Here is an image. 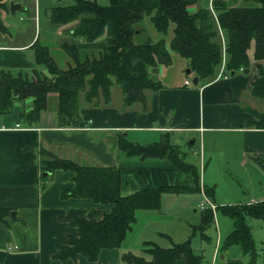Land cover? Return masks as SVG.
I'll use <instances>...</instances> for the list:
<instances>
[{"label":"crops","instance_id":"1","mask_svg":"<svg viewBox=\"0 0 264 264\" xmlns=\"http://www.w3.org/2000/svg\"><path fill=\"white\" fill-rule=\"evenodd\" d=\"M12 1L20 5L15 12L9 9ZM0 2L3 3L0 9L3 24L0 29V70L13 75L20 72L29 75L38 67L31 44L40 37L55 42L59 29L45 24V8H36L32 0ZM20 9L27 12L26 17H23L26 14L16 17ZM253 52L252 41L246 72L241 70L206 81L198 79L196 84L191 81L193 72H185L187 60L170 52L169 63L158 62L148 68L161 83L158 89L145 90L142 101L129 104L123 102L122 92L115 96L112 89L108 102L100 98L97 104H87L81 100L80 121L74 127L58 126L55 93L48 95L46 107L40 111L38 120L32 122L20 118L29 100L13 99L10 110L0 114V264H100L102 261L128 264L121 257L122 253L144 255L143 241L160 246L178 242L168 231H155L152 226L176 218L174 210L163 208L164 200L175 195L171 193L164 198L161 196L159 209H137L135 221L121 245L100 249L96 260L89 261L80 253L66 260L56 257L68 247L67 236L77 235V228L63 216L73 213L98 220L111 205L95 202L89 197L63 196L62 190L72 186L73 172L56 168L44 174L39 163L42 148L57 158L79 164L118 166L120 191L128 193L146 185L174 184L182 175L163 158L127 155L116 145L120 133L140 144L158 141L165 134L179 147L192 138L191 144L197 143L203 148L207 164L213 165L212 171H217L221 165L224 168V161L227 167L231 166L241 174L256 173L264 182V167L252 159L264 156V127L254 123L253 112L264 114V98L254 96L250 90L257 77L256 64L264 65V59H254ZM15 123L22 128H14ZM209 183L210 186L203 184L207 188L216 185L213 178ZM184 194L190 193L176 195ZM189 198L193 200V196ZM206 198L210 203L223 205ZM260 200H264V192L245 203ZM215 215L214 212V221ZM229 231L221 234L216 228L208 264L249 263L248 255H244L236 244L220 249L222 238ZM158 236L166 237L169 244L162 243ZM191 246L194 249L192 243ZM256 249L258 252L257 246ZM259 257L258 252L256 262L251 264H257ZM184 263V256L176 260V264Z\"/></svg>","mask_w":264,"mask_h":264},{"label":"trees","instance_id":"2","mask_svg":"<svg viewBox=\"0 0 264 264\" xmlns=\"http://www.w3.org/2000/svg\"><path fill=\"white\" fill-rule=\"evenodd\" d=\"M196 1L108 0L101 5L95 0H73L71 4L45 8L50 25L61 27L55 42L36 38L31 44L36 65L43 66L46 72L35 67L29 75L21 72L13 75L1 69L0 114L10 110L13 99L29 100L20 118L36 121L46 107L48 95L55 93L58 126L74 127L80 121L81 100L87 104H97L100 98L108 102L114 84L120 88L125 104L142 101L145 90L158 89L161 83L148 68L158 62L169 63L170 52L184 57L187 68L205 81L217 77L222 51L226 75L249 67L248 49L252 40L253 58L264 59V0H243L245 4L234 5L227 0H214L216 19L200 3L190 9ZM67 24L71 25L66 29ZM147 25H151L152 34H147ZM0 29H3L1 14ZM142 33L145 36L140 40L138 36ZM56 51L63 53L62 65L55 59ZM256 69L257 77L250 90L254 96L264 98V65L257 63ZM253 112L254 123L264 127V114ZM116 145L129 156L163 158L182 176L174 184L146 185L121 193L118 166L79 164L57 158L42 148L39 163L43 172L50 173L56 168L73 172L72 186L62 190L63 196L89 197L111 205L98 220L73 213L63 216L77 228V235L67 236L68 247L56 254L61 260L80 253L94 261L100 249L119 247L135 221L136 210L159 209L163 193L199 192L202 186L209 197L213 196L212 188L201 183L198 168L185 160L184 152L165 134L158 141L140 144L120 133ZM252 159L264 167V156ZM214 210L232 220V229L222 238L220 249L236 244L248 255L249 264L254 262L258 252L248 218L264 219V200L216 205ZM213 218L212 209L205 207L200 223L192 227L203 230ZM142 250L150 257L130 252L122 253L121 257L135 264H176L184 256V264H203V256L192 248L190 237L172 241L169 246L143 241Z\"/></svg>","mask_w":264,"mask_h":264},{"label":"rangeland","instance_id":"3","mask_svg":"<svg viewBox=\"0 0 264 264\" xmlns=\"http://www.w3.org/2000/svg\"><path fill=\"white\" fill-rule=\"evenodd\" d=\"M72 1L73 0H32V4H35L36 8L43 10V8H48L54 5L71 4ZM95 1L101 5H106L108 3V0H95ZM213 1L214 0H197L194 6L191 5L190 9L197 8L198 4L200 3V5L203 7L207 6L210 12L212 13L213 17L216 19V12L212 4ZM227 2L232 5L245 4L243 0H227ZM20 15L26 17L27 12H25L24 9L17 10L16 17L18 18ZM44 22L46 25H50L47 17L44 18ZM35 25L37 27V23H35ZM70 25L71 24H67L64 26L67 29V26ZM60 28L57 29L61 31ZM147 28H148L147 34H152L151 25H147ZM144 36L145 34L142 33L139 34L138 38L142 40L144 39ZM220 38L222 42L223 37L221 33H220ZM39 39L49 43L53 42V41L45 40L41 37ZM55 55H56L55 59L59 60V61L57 60V62L60 65H62L61 56L63 55V53L56 51ZM224 65H225V55L224 52L222 51L219 70L220 67L221 66L224 67ZM38 67L42 69L43 72H46L43 66L38 65ZM222 76H224V74H222ZM112 91L114 92L115 96L121 94L120 88L118 87L117 84H114L112 86ZM191 140L192 138L186 140V142L182 146H180V149L184 152L185 160L196 166V168H198L202 184L204 183L206 186H208L210 184L209 183L210 178L215 179L216 185L215 186L212 185L213 196L209 197L205 191V188L202 187L201 185H200L201 187H199V193L201 195L198 192H190V194H184V196L176 195V194L169 195L172 197L164 200L163 208L166 211L174 210L176 214V218L172 221L156 222L152 226L154 227L153 230L155 229V231H168L167 233H169L172 239L176 241L177 240L181 241L190 237L194 250L203 256L202 263L208 264L210 260L209 259L210 253H212V249L214 247L216 228L218 229V231H220L221 234L226 233L232 228V220L228 215H225L218 210L215 211L214 209L216 205L212 203L214 205L212 211L215 212L216 214L215 215L216 221L213 220L214 222L211 221L208 225L205 226L203 230L200 229L198 230L197 228H194L201 221L202 209L199 207L198 203L200 201L203 202L206 197L211 198V200L215 201L216 204L223 203V205L234 204L237 202L245 203L249 199L255 200L260 196V194L264 192V182L256 173L252 172L249 174H245V173L241 174L237 169H233V167L231 166L227 167L224 161H223L224 168L221 165L219 166L217 171H212L213 165L207 164V156L204 154L203 148H199L197 143L196 145L191 144ZM166 194H171V193H163L162 195L163 198L166 196ZM186 196L188 197L186 198ZM189 196H193V200H191L192 198L190 199ZM184 198H186V200H184ZM248 224L250 225L252 237L256 240V246L258 247V252L260 257L257 261V264H262L264 262V219L256 220L253 218L252 219L248 218ZM202 232L204 236L201 234ZM158 239L162 241V243H164L165 245L169 244V241L167 240L166 237L158 236ZM244 255L247 254L244 253ZM144 256L145 258L150 257L149 254L146 253H144ZM254 262L256 261L254 260ZM128 264H134V263L128 262Z\"/></svg>","mask_w":264,"mask_h":264},{"label":"built area","instance_id":"4","mask_svg":"<svg viewBox=\"0 0 264 264\" xmlns=\"http://www.w3.org/2000/svg\"><path fill=\"white\" fill-rule=\"evenodd\" d=\"M218 74H219V75H217V77L222 76V74H224V76H227V75L225 74V71H224L223 66L220 67V70H219ZM187 81H188V80H187ZM187 81H186V82H187ZM19 127L22 128V126H20L19 123H15L14 128H19ZM199 207H200L201 209H203V208H205V207H210L211 209H213V208H214V205H213L212 203H210V202L208 201V199L205 198V200L199 204Z\"/></svg>","mask_w":264,"mask_h":264},{"label":"water","instance_id":"5","mask_svg":"<svg viewBox=\"0 0 264 264\" xmlns=\"http://www.w3.org/2000/svg\"><path fill=\"white\" fill-rule=\"evenodd\" d=\"M19 7H20V5L18 3L13 2V1L9 3V9H10L11 12H15V10L18 9ZM243 71L246 72L247 68H244ZM185 72L187 74H189L190 73V69L186 68ZM191 81H192L193 84H196L197 81H198V77L193 75L192 78H191ZM43 173L46 174L47 172H43Z\"/></svg>","mask_w":264,"mask_h":264}]
</instances>
